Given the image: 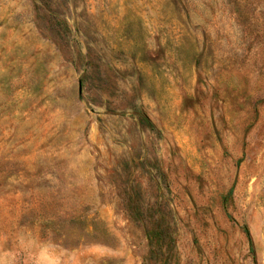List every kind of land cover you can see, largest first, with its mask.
Returning a JSON list of instances; mask_svg holds the SVG:
<instances>
[{
    "label": "rangeland",
    "instance_id": "1",
    "mask_svg": "<svg viewBox=\"0 0 264 264\" xmlns=\"http://www.w3.org/2000/svg\"><path fill=\"white\" fill-rule=\"evenodd\" d=\"M0 264H264V0H0Z\"/></svg>",
    "mask_w": 264,
    "mask_h": 264
},
{
    "label": "trees",
    "instance_id": "2",
    "mask_svg": "<svg viewBox=\"0 0 264 264\" xmlns=\"http://www.w3.org/2000/svg\"><path fill=\"white\" fill-rule=\"evenodd\" d=\"M245 233H246V235H248L247 232H245Z\"/></svg>",
    "mask_w": 264,
    "mask_h": 264
}]
</instances>
